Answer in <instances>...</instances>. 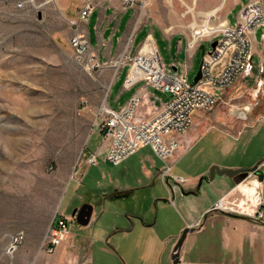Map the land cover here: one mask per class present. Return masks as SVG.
<instances>
[{
  "label": "rangeland",
  "instance_id": "rangeland-1",
  "mask_svg": "<svg viewBox=\"0 0 264 264\" xmlns=\"http://www.w3.org/2000/svg\"><path fill=\"white\" fill-rule=\"evenodd\" d=\"M140 1L137 21L146 18L156 26L153 33L164 66L169 71L176 68L185 81L193 82L202 51L177 50V39L168 38L180 23L170 13L180 8L179 17L188 20L190 39L196 30L192 24L202 28L206 15L197 7L195 15L188 12L185 0ZM230 1L226 7V0H220L219 5L225 7L209 17V26L223 21ZM79 6L80 0H0V264H141L143 249L133 251V244L114 230L132 227L136 237L142 221L132 215L149 207L156 216L155 199L170 196L177 188L175 182L165 181L164 167L186 182L204 170L209 175L213 165H250L264 157V60L256 57L251 74L225 92L201 85L222 99L207 113L196 109L187 131L162 136L165 143L173 138L178 143L167 161L150 145H143L118 164L100 159L96 165L85 166L89 151H99L105 144L99 125L101 105L108 103L119 110L146 83L124 88L129 68L124 60L132 45L131 34L121 44L120 54H125H119L113 69L103 64L94 69L89 66L86 58L96 55L94 49L83 56L76 52L70 44L75 30H92L95 25V16L88 26L78 21ZM237 16L238 9L229 13L232 25ZM129 18L130 14L122 17L114 34V51ZM150 30L147 26L138 33L134 51ZM216 40L204 42L206 52ZM167 100L165 91L149 86L137 111L149 115ZM234 178L230 190L236 187V191L216 198L210 207L224 199L229 205L240 204L242 211L248 202L264 213V181L253 204L242 188L252 187L258 177L244 172ZM84 203L94 207L87 226L72 216ZM58 211L69 223L71 235L56 252L48 253L45 239ZM163 212L172 226L177 224L174 211L169 207L161 210V205L160 223ZM251 229L250 264H264V224L252 222ZM21 231L24 241L8 254L10 236ZM62 258L67 263L59 261Z\"/></svg>",
  "mask_w": 264,
  "mask_h": 264
},
{
  "label": "built area",
  "instance_id": "built-area-1",
  "mask_svg": "<svg viewBox=\"0 0 264 264\" xmlns=\"http://www.w3.org/2000/svg\"><path fill=\"white\" fill-rule=\"evenodd\" d=\"M112 1L115 0H80L77 11L78 21L88 24L93 11L100 6L101 2ZM121 1L122 11L141 4L139 0ZM263 24L264 1L250 0L238 13L234 25L222 21L216 26L208 25L206 32L201 29L200 32L193 34L188 41L189 49L200 50V46L204 45L206 40L212 41L217 38L218 42L215 48L205 51L201 63L202 78L197 83L185 81L177 69L167 70L152 34H148L135 55L125 56L124 66L128 64L129 68L124 86L131 88L138 83L145 82L147 87H156L165 91L168 100L158 106L148 117L140 120L137 119V107L143 98L141 90L134 93L119 110L112 108L108 103H103L99 110V115L102 117L99 125L105 138V145L101 150L89 153L86 163L96 165L100 159H104L118 164L128 156L135 154L143 145H150L160 158L167 161L178 143L174 138L165 143L162 136L172 132L187 131L193 123V112L196 109L207 113L222 99V96L204 90L201 85L225 90L239 78L251 74L255 65L252 51L253 37L257 27ZM132 38L133 34L130 39ZM70 44L81 56L89 49H93L87 28L83 31L76 29L70 38ZM86 62L93 69L102 65L97 55L86 58ZM83 103L86 106L87 102L83 101ZM162 171H164L167 183L182 181L181 177L172 176L169 173V167H165ZM246 203L245 211L240 209V204L232 202L229 205L224 199H220L214 207L234 213H244L255 219H264L261 208L258 209L257 206L251 208V205ZM68 227L69 223L58 211L45 239L46 252H56L62 242L68 238ZM24 239L25 234L22 231L10 236L5 251L13 254Z\"/></svg>",
  "mask_w": 264,
  "mask_h": 264
},
{
  "label": "crops",
  "instance_id": "crops-1",
  "mask_svg": "<svg viewBox=\"0 0 264 264\" xmlns=\"http://www.w3.org/2000/svg\"><path fill=\"white\" fill-rule=\"evenodd\" d=\"M191 1L193 0L184 1V6L189 9L188 12H192V14H194L197 7L199 10L198 12L200 14L202 13V15L205 14L206 17L210 11L216 8H221V11L225 7L219 5L220 0H194L193 4L190 5ZM249 1L250 0H231L230 6L227 9V14L223 16V21H227L231 24L229 13L233 9H238L239 13ZM228 2L229 0H226V7ZM121 7V0L101 2L100 6L93 11L87 24L88 26L92 16H95V25L92 30H88L90 42L100 62L107 68L111 69L115 67V63H117V60L124 53L123 51V53L120 54L121 44L130 34H133V40L128 55H135L139 48L143 45L147 35L150 33L152 34L157 49L159 50L153 33L154 27L156 28L153 22L151 20H146V18L140 19V23L139 19L137 21L140 5L137 4L135 6L129 7L126 11H122ZM179 12L180 8L175 9L172 14L170 13L171 19L180 23V28L168 39H177L176 44L178 51L185 50L187 53L191 52V54H194V52L198 51V49L188 48V41L190 40V29L187 26L188 20L186 18L179 17ZM125 14H130V18L123 32L119 45L114 51V34L117 28L120 26L122 17ZM147 26H151V30L147 33L142 44L134 51V40L136 39L138 33ZM195 26H197V24L193 23L192 27L196 29L194 34L198 30L203 29L205 24L202 28H197ZM159 30L163 34V31L161 29ZM259 32H261L260 38L258 37ZM127 48L128 45L125 47V51ZM252 51L254 54V59L258 57V61L264 60V24L257 27L255 30ZM102 57L104 58L103 62L101 61ZM118 75H116L115 78ZM233 86H236V82ZM124 88L126 87L124 86ZM148 88L149 87L146 85H143L140 89H138L142 91L143 97L147 96ZM153 109L154 108H152V110ZM152 110L149 115L152 114ZM137 112V119L139 120L145 119L149 116L148 114H145L146 111L143 112L139 110ZM262 127L264 130V125ZM91 152L94 151H89V153ZM83 164L85 166H90L86 162ZM254 165V163L250 165L234 163L224 164L220 166V168H240L245 166L252 167ZM169 173L172 176H175L171 173V169ZM205 173L206 170L198 173L192 178H187L186 182L183 180L180 183L175 182L178 188L173 190L172 195L156 198L154 202L156 206L155 217L153 210L149 207L142 213H136L132 215L142 221L140 225L141 230L138 231L136 237L135 232L133 231L134 228L116 227L114 231L121 233L127 240H129L131 244H133V251H137L139 248L143 249L144 252L142 254L141 264H172L171 254L173 247L176 244L179 236L182 234L184 228L187 226H195L200 223L204 219L206 212L212 207H210V205L216 198L225 195L227 192V194L230 195L236 191V187L231 189L232 191L230 190V188H232L231 186L235 182V178L225 175H216L211 182L204 180L201 184L200 190L197 191V186L199 184V179L197 181V176L200 175L201 177L202 175H205ZM116 192L118 194L120 193V190L116 189ZM167 199H169L170 202H166ZM160 205L161 210L162 208L164 209V207H169L174 211V215L177 218V224L172 226L170 218L164 212L160 223V216H158ZM150 217L151 219L149 220L148 218ZM251 225L252 222L247 219L232 217L219 212L210 213L207 216L204 225L199 230L188 233L183 244L180 264H250L252 262L253 246ZM70 235L71 234L69 232L68 238L66 240L70 238ZM56 257L60 258L59 255H56ZM67 260L68 259L62 258L59 261H66L67 263ZM123 264H126V262L123 261Z\"/></svg>",
  "mask_w": 264,
  "mask_h": 264
},
{
  "label": "water",
  "instance_id": "water-1",
  "mask_svg": "<svg viewBox=\"0 0 264 264\" xmlns=\"http://www.w3.org/2000/svg\"><path fill=\"white\" fill-rule=\"evenodd\" d=\"M217 43H218L217 41H214L212 43V47L215 48L217 46ZM200 50L202 51V56H204L205 45L202 44L200 46ZM201 78H202V70H201V65H200V68H199L196 76L194 77V82L195 83L199 82V80ZM244 172L254 173L258 177L259 182L264 181V168L262 167V161L257 162L252 167H240V168H220L219 165H213L210 168V174L209 175L205 174L199 178V184L197 186V191L200 190L201 184L204 180L207 182H211L215 178L216 175H221V176L225 175L228 177H235V176H237L241 173H244ZM193 193H195V192H193ZM166 202H170V200L167 199ZM93 212H94L93 205L90 203H84L80 208H75L73 210L72 216L76 218V221L81 226H87L91 222ZM213 212H219V213H222V214H225L228 216L243 218V219L250 220L252 222L264 224V220H262V219H255V218L250 217V216L239 215V214H236L234 212L221 210V209H218V208H215L214 206H212L206 212L204 219L200 223H198L195 226H187L184 228L182 234L179 236L176 244L173 247V251L171 254L172 264H180L183 244H184V241H185L188 233L199 230L204 225V222H205L207 216Z\"/></svg>",
  "mask_w": 264,
  "mask_h": 264
},
{
  "label": "bare ground",
  "instance_id": "bare-ground-1",
  "mask_svg": "<svg viewBox=\"0 0 264 264\" xmlns=\"http://www.w3.org/2000/svg\"><path fill=\"white\" fill-rule=\"evenodd\" d=\"M220 9L221 8H216V9L210 11L207 14L206 23H205V26H204L207 31H208V25H209V17L212 16V15H214V14H218V12L220 11ZM200 31H201V29H200ZM200 31L198 30L197 32H200ZM259 184H260V182L255 181V183H254V185L252 187H243L242 188V190L246 193V195H248V197L251 199V201L253 202V204H255L258 201V199H259L258 198L259 196L257 195V188L259 187Z\"/></svg>",
  "mask_w": 264,
  "mask_h": 264
},
{
  "label": "flooded vegetation",
  "instance_id": "flooded-vegetation-1",
  "mask_svg": "<svg viewBox=\"0 0 264 264\" xmlns=\"http://www.w3.org/2000/svg\"><path fill=\"white\" fill-rule=\"evenodd\" d=\"M264 157L262 158V159H260L259 161H262V162H264ZM251 173V172H250ZM256 176V175H255ZM178 188V187H177ZM177 188H174V190H176Z\"/></svg>",
  "mask_w": 264,
  "mask_h": 264
}]
</instances>
